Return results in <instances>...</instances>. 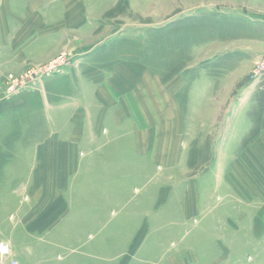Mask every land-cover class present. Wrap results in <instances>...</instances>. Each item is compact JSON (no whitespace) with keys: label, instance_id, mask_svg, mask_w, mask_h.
I'll use <instances>...</instances> for the list:
<instances>
[{"label":"rangeland","instance_id":"obj_1","mask_svg":"<svg viewBox=\"0 0 264 264\" xmlns=\"http://www.w3.org/2000/svg\"><path fill=\"white\" fill-rule=\"evenodd\" d=\"M213 4L217 7L201 6L199 12H195V19L171 20L162 35L157 31L139 33L143 20L130 14L123 4L109 16L117 24L122 17H128L126 23L131 27L125 28L130 32L129 36L139 38L115 43L109 50L111 54L118 52L126 56L127 50L133 51L145 56L144 60L158 70L167 69L168 73L185 71L189 80L206 73L233 76L224 102L225 110L229 106H239V112L229 115L222 124L214 137L216 145H212L214 140L209 139L190 149L187 179L197 176L195 182L199 195L195 197L198 206L192 208L182 192L168 190L167 195H161V201L167 199L165 210L155 209L158 194L152 192L151 196L143 197V191L135 192L134 187L142 189L145 183H132V177L125 179L122 176L123 173L132 176L133 162L129 160L124 166L112 152L114 149L106 146L87 147L89 154L108 158L106 171H117L113 183H107L106 178L100 182L104 191L112 192L116 187L127 192L116 199L113 197L117 194L110 191L105 195L97 194L100 192L96 190V162L90 164L82 175L78 170L65 179L61 172L59 191L68 203V211L59 216L65 201H57V211L45 219V223L56 219L50 230L27 236L20 226V209L27 205L25 198L28 197L20 191L23 188L29 190V183L34 181L29 174L34 147L29 145L33 139H42L48 134L42 112L43 100L37 97L32 99L33 111L7 118L10 121L8 128L15 121L21 125L11 134L7 144L10 145L17 135L23 136L29 147L28 150L22 149L28 153L19 152L16 160L20 162L12 169L11 181L6 185L8 202L3 216L5 222L0 226V241L14 240L19 250L24 249L23 264H129L131 260L130 264H174L175 258L180 261L184 258L189 264L195 260L200 264H214L220 257L218 264H264V138L262 143L256 139L261 132L264 136V71L258 73L259 60L264 58V0H215ZM214 40L224 45L213 55L214 52L205 48ZM112 56L106 54L100 59L106 62ZM76 59L79 58L61 54L48 63L28 64L22 70L2 75L0 97L10 102L29 91L45 90L48 80L58 79L72 65L78 66ZM191 59L199 61V65L187 69ZM11 74L18 77L16 83L9 81ZM91 93H88V107L94 105ZM180 96L179 101L185 105L186 93ZM239 99H242L240 104ZM200 102L202 99L199 98L197 108ZM78 106L81 105L75 100L54 110L52 123L56 134L68 136L69 121ZM252 109L253 129L244 123L246 112ZM59 150L63 159V149ZM11 154L0 153V172ZM78 155L83 156L81 152ZM182 186L185 189L187 184ZM150 197V236L139 254H128L137 237L144 232L138 249L147 234L148 228L137 226L131 218L138 215L143 203L148 204ZM217 241L224 247L226 255Z\"/></svg>","mask_w":264,"mask_h":264},{"label":"crops","instance_id":"obj_2","mask_svg":"<svg viewBox=\"0 0 264 264\" xmlns=\"http://www.w3.org/2000/svg\"><path fill=\"white\" fill-rule=\"evenodd\" d=\"M214 2L215 0H0V82L2 75L22 70L28 64L48 63L61 54L79 58L76 59L78 66L72 65L58 79L48 80L45 90L38 88L29 91L10 102L0 97V153H12L3 163L0 172L1 227L5 222L3 216L8 202L6 185L11 181L10 173L17 166L16 163L20 162L16 160L19 152L28 153L22 149L28 150L29 146L34 147L33 160L29 163V174L34 181L33 185L29 183L28 192L23 187L20 191V194H25L28 198L24 200L27 205L20 209L21 225L19 224L27 236L50 230L56 219L45 223V219L41 217L57 201H65V210L61 216L68 211V203L60 196L59 191L61 172L68 179L78 170L80 175L87 172L90 164L96 162V190L100 192L97 194L105 195L106 191H110H104L100 182L106 178L107 183H113L117 171H106L105 161L108 158L89 154L87 147L106 146L107 149H114L112 152L124 166L129 160L130 163L133 162L135 168L132 176L126 173L122 176L125 179L132 177V183L143 181L144 188L134 187L135 192L143 191V197L151 196L152 192L158 194L159 202L154 205L155 209L165 210L167 199L161 201V195H167L168 190L171 193L182 192L192 208L198 206V198L195 197L199 195L195 182L197 176L187 179L190 149L209 139L214 140L212 145H216L214 137L222 124L229 115L239 112V106H229L225 110L224 102L233 76L206 73L189 80L185 71L168 73L167 69L158 70L144 60L145 56L133 51L127 50L126 56L118 52L111 54L110 49L115 43H120L123 39L139 38L129 36L130 32L125 28L131 27V24L126 23L128 17H122L117 24L109 16L123 4L130 14L143 20L139 33L157 31L158 35H162L168 30V22L171 23V20L184 17L195 19V12H199L201 6L217 7ZM222 44L223 42L214 40L205 49L214 52V55ZM106 54L113 55V58L106 62L100 59ZM193 59L187 64V69L199 65V61ZM90 92V99L94 104L92 107H88ZM183 93H186L185 105L179 101ZM37 97L43 100L42 112L48 134L42 139H29L32 140L29 146L28 142H24L23 136L16 135L8 145L6 141L21 125L15 121L8 128L10 121L7 118L12 114L33 111L32 99ZM199 98L202 103L197 108ZM242 99L237 100L239 104ZM75 100L81 106L75 109L69 121L71 128L68 136L62 137L54 131L52 114L55 109ZM252 111L253 109L246 112L244 118L246 127L251 129L255 127ZM36 130L39 132L40 129ZM109 133L110 137L107 138ZM257 137V142L262 143V132ZM59 148L63 149V159ZM78 152L83 156H79ZM118 172L121 173L120 170ZM153 180L155 183H152ZM185 183L187 186L183 189L182 185ZM12 192L14 193L13 190ZM12 192L10 194L13 195ZM119 192L121 191L116 187L113 188L111 193L117 194L116 197L113 195V199L127 191ZM147 200L148 204L143 203L138 215L131 218L137 226L148 228L135 254H139L144 248L151 233L152 198ZM138 202L141 203V198ZM5 242L11 245L12 255L0 259V264H12V260L23 264L21 258L24 249L19 250L14 240ZM217 244L221 246L219 241ZM221 248L224 249L223 246ZM226 253L223 250V254ZM220 258L214 264H218ZM186 261L184 258L181 261L175 258L174 264H189ZM191 264L200 262L195 260Z\"/></svg>","mask_w":264,"mask_h":264},{"label":"built area","instance_id":"obj_3","mask_svg":"<svg viewBox=\"0 0 264 264\" xmlns=\"http://www.w3.org/2000/svg\"><path fill=\"white\" fill-rule=\"evenodd\" d=\"M260 62L258 63L259 65V71L258 73L264 71V58H262L261 60H259ZM31 69V68H30ZM31 73V72H29ZM28 75V74H27ZM27 75L25 74V76L27 77ZM18 79V77L14 76V75H9V81L12 83H16V80ZM16 85V84H15ZM12 255V247L10 244H8L7 242H2L0 241V259H5L8 258ZM12 264H19V262L17 260H12Z\"/></svg>","mask_w":264,"mask_h":264},{"label":"trees","instance_id":"obj_4","mask_svg":"<svg viewBox=\"0 0 264 264\" xmlns=\"http://www.w3.org/2000/svg\"><path fill=\"white\" fill-rule=\"evenodd\" d=\"M57 203L55 205H53L48 211H46L41 218L42 219H47V217H50L52 214H54L53 212L57 211V208H56ZM62 212H64V209L59 211L58 215L62 214ZM52 221H54V219ZM143 235H144V232H142V234H140L137 237V239L135 240V242H134V244H133V246L131 248L130 254H134L135 253V251L137 250V247H138Z\"/></svg>","mask_w":264,"mask_h":264}]
</instances>
